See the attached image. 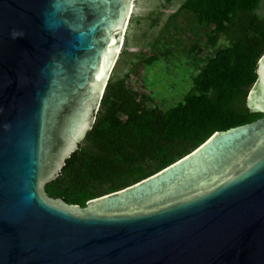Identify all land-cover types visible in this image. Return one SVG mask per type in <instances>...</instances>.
Returning <instances> with one entry per match:
<instances>
[{
  "label": "water",
  "instance_id": "95a60500",
  "mask_svg": "<svg viewBox=\"0 0 264 264\" xmlns=\"http://www.w3.org/2000/svg\"><path fill=\"white\" fill-rule=\"evenodd\" d=\"M134 0H0V264H264V115L81 207L48 197ZM247 96L264 113V53Z\"/></svg>",
  "mask_w": 264,
  "mask_h": 264
},
{
  "label": "trees",
  "instance_id": "16d2710c",
  "mask_svg": "<svg viewBox=\"0 0 264 264\" xmlns=\"http://www.w3.org/2000/svg\"><path fill=\"white\" fill-rule=\"evenodd\" d=\"M259 2L184 0L183 9L211 26L206 37L213 47L193 76L190 91L164 109L145 103L124 77L111 74L91 128L59 175L44 184V193L83 207L92 198L164 168L216 130L263 116L247 105L264 53V18L256 12ZM221 35L226 42L217 46Z\"/></svg>",
  "mask_w": 264,
  "mask_h": 264
},
{
  "label": "rangeland",
  "instance_id": "374dc122",
  "mask_svg": "<svg viewBox=\"0 0 264 264\" xmlns=\"http://www.w3.org/2000/svg\"><path fill=\"white\" fill-rule=\"evenodd\" d=\"M183 2L134 0L111 73L124 77L145 103L164 109L190 91L193 76L213 49L206 37L211 26L199 23L193 13L181 7ZM256 12L264 18V0H260ZM225 42L221 35L217 46ZM149 56L155 59L147 63Z\"/></svg>",
  "mask_w": 264,
  "mask_h": 264
},
{
  "label": "bare ground",
  "instance_id": "6f19581e",
  "mask_svg": "<svg viewBox=\"0 0 264 264\" xmlns=\"http://www.w3.org/2000/svg\"><path fill=\"white\" fill-rule=\"evenodd\" d=\"M132 7H133V4H132ZM132 7H131V10H132ZM130 14H131V12H130ZM127 23H128V22H127ZM125 31H126V29H125ZM123 41H124V39H123ZM121 46H122V43H121L119 49L121 48ZM119 49H118V53H119ZM117 56H118V54H117ZM116 58H117V57H116Z\"/></svg>",
  "mask_w": 264,
  "mask_h": 264
}]
</instances>
